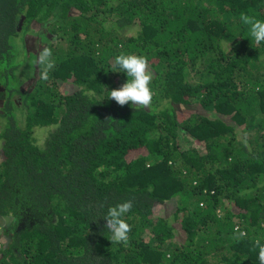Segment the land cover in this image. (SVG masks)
I'll list each match as a JSON object with an SVG mask.
<instances>
[{"label": "trees", "instance_id": "trees-1", "mask_svg": "<svg viewBox=\"0 0 264 264\" xmlns=\"http://www.w3.org/2000/svg\"><path fill=\"white\" fill-rule=\"evenodd\" d=\"M241 13L264 0H0V264H259L264 42ZM122 52L147 57L148 110L109 98Z\"/></svg>", "mask_w": 264, "mask_h": 264}, {"label": "clouds", "instance_id": "clouds-1", "mask_svg": "<svg viewBox=\"0 0 264 264\" xmlns=\"http://www.w3.org/2000/svg\"><path fill=\"white\" fill-rule=\"evenodd\" d=\"M240 20L243 24L249 26L250 35L256 44L264 42V19L241 13ZM51 55V51L47 48L38 52V64L44 66L41 71V76L44 79L48 78V71L54 66L50 59ZM114 59L121 72L126 74L127 80L119 87L112 89L109 98L120 106L130 104L134 108L150 109L153 99L150 87L153 74L149 71L147 57L122 52ZM132 203V200H127L108 208L103 219L106 221V228L111 233V243H123L125 245L128 243L132 228L123 217L131 211ZM245 236L246 233L240 231L234 236V239L239 241ZM3 245L4 241L2 240V250ZM257 249L259 264H264V243L259 238L253 241V250Z\"/></svg>", "mask_w": 264, "mask_h": 264}, {"label": "rangeland", "instance_id": "rangeland-1", "mask_svg": "<svg viewBox=\"0 0 264 264\" xmlns=\"http://www.w3.org/2000/svg\"><path fill=\"white\" fill-rule=\"evenodd\" d=\"M28 84V83H27ZM37 141H38V144L39 145H42V143H43V140H42V138H37ZM172 209H174V203H170V202H167V203H165L164 205H162V206H156L155 207V211L157 212L158 210H159V212H161V213H164V214H166L168 211H172ZM2 222L3 221H0V226L2 225ZM148 233H149V230H147V234L146 235H144L145 237L148 235ZM148 239V238H147Z\"/></svg>", "mask_w": 264, "mask_h": 264}, {"label": "built area", "instance_id": "built-area-1", "mask_svg": "<svg viewBox=\"0 0 264 264\" xmlns=\"http://www.w3.org/2000/svg\"><path fill=\"white\" fill-rule=\"evenodd\" d=\"M0 161H2L1 156H0ZM2 250V240L0 239V251Z\"/></svg>", "mask_w": 264, "mask_h": 264}]
</instances>
